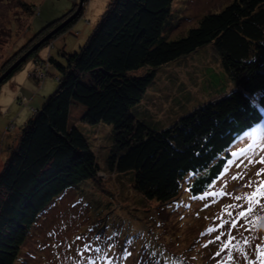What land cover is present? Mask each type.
I'll return each mask as SVG.
<instances>
[{
	"label": "trees",
	"instance_id": "obj_1",
	"mask_svg": "<svg viewBox=\"0 0 264 264\" xmlns=\"http://www.w3.org/2000/svg\"><path fill=\"white\" fill-rule=\"evenodd\" d=\"M14 1L25 14H35L33 5ZM173 2L110 0L85 45L64 54L65 63L52 54L41 59L38 52L70 29L81 14L27 59L38 57L47 62V71L54 64L58 83L20 128L19 142L0 172V264H16L30 227L57 196L87 180L105 190L88 138L71 123L72 104L85 86L84 79L99 80L102 94L88 105L81 120L113 127L114 144L107 161L110 172H132L134 190L163 204L180 195L190 173L197 174L188 184L190 193L207 190L228 161L229 154H222L237 137L262 121L264 0H233L221 11L204 15L185 36L168 40L163 33ZM77 7L75 4L67 14L48 23L3 66L15 63L34 41L55 29ZM207 45L215 47L222 69L235 85L233 91L159 130L132 113L159 68ZM142 69V75H131ZM115 81L119 83L115 85ZM102 216L104 220L99 222L107 218Z\"/></svg>",
	"mask_w": 264,
	"mask_h": 264
},
{
	"label": "rangeland",
	"instance_id": "obj_2",
	"mask_svg": "<svg viewBox=\"0 0 264 264\" xmlns=\"http://www.w3.org/2000/svg\"><path fill=\"white\" fill-rule=\"evenodd\" d=\"M24 1L35 7V14H25L14 0H0V27L3 28L0 32V77L14 64L5 66V69L3 65L9 57H14V54L18 53L28 40H34L36 34L48 23L67 14L75 4L79 6L80 2ZM232 1L174 0L171 16L163 33L164 38L175 40L185 36L190 29L198 26L204 15L219 12ZM109 2L110 0H84V9L79 13L81 16L71 28L57 36L54 42L41 47L50 41L54 34L40 46L41 48L39 47L38 54L41 59H48L52 54L56 61L65 63L64 54L79 51L85 45ZM39 41H34V45ZM37 58L26 60L13 77L4 82L6 78L0 85V172L19 142L20 128L57 88L59 72L56 66L50 64L47 71V62L40 61L39 58L35 62ZM39 61L41 65H37ZM144 72L145 69H142L131 75H142ZM83 81L85 86L79 90L72 104L71 123H76L88 138L102 170L99 176L105 190L94 181L87 180L57 196L30 227L16 264H107L106 260L94 259L102 254L93 250L83 251V245L92 242L93 249L97 246L106 247L103 242L98 243L94 238L97 235L107 236L112 233H118L113 240L117 245L114 249L117 255L122 253L126 240L130 238L133 241L128 245L132 255L124 260L123 264H156L157 261L159 264H217L221 260V257L216 255L221 242L210 244L209 240H214L220 231H226L228 225L214 233H208L206 230L222 222L218 217L230 219L227 212L223 211L225 205L243 203L247 208L246 201H237L235 197L253 192L256 182L264 180V173L260 177L256 175L264 165L255 163L264 157V117L237 137L226 149L222 156L229 154L228 160L236 163L223 172V175L220 174L211 187L205 190L224 192L226 195L206 196L203 200L193 199V196L205 193L204 191L193 195L187 190L188 184L196 177L195 174L186 177L183 189L176 199L163 204L157 200H148L134 190L132 172H110L107 161L114 144L113 127L103 122L89 124L81 120L88 105L102 94L99 80L95 77L90 76ZM118 83L115 81L114 84ZM234 87V83L221 67L215 47L207 45L159 68L144 99L131 111L151 129L159 130L204 103L227 96ZM232 152L239 155L232 156ZM249 160L253 163L248 164ZM236 164L240 166L237 167ZM233 176L237 179H233ZM249 181L252 184L246 187ZM261 203L264 204V199ZM240 210L242 209H228L233 214ZM102 215L107 218L99 222L100 219L104 220ZM239 224L250 230L233 229V234L239 240L247 236L252 247L242 244L248 253V259L234 251L235 258L228 264H249L257 255L254 245L260 243L264 248V208L254 205L248 220L240 219ZM76 237L82 239L76 240ZM153 252L157 255L153 256ZM221 256H226V253ZM89 257L93 260H89ZM165 257L169 259L165 261ZM117 264L121 262L117 261ZM256 264H259V261Z\"/></svg>",
	"mask_w": 264,
	"mask_h": 264
},
{
	"label": "snow or ice",
	"instance_id": "obj_3",
	"mask_svg": "<svg viewBox=\"0 0 264 264\" xmlns=\"http://www.w3.org/2000/svg\"><path fill=\"white\" fill-rule=\"evenodd\" d=\"M260 103H264V101H260ZM231 155L238 156L239 154L237 152H232ZM235 163L236 162L233 160H228L223 167V172H226ZM241 163H243V161H241ZM252 163L253 161L251 160L248 161V164H252ZM255 163L264 165V157H261L260 159L255 161ZM236 166L239 167L240 165L236 164ZM223 172L221 173V175H223ZM262 173H264V167L260 168L257 171L256 173L257 177H260ZM192 175H195V173L189 174V176ZM233 179H237V177L233 176ZM251 184L252 182L249 181V183L246 184L245 186L249 187L251 186ZM208 187L210 188L211 185H209ZM187 190L191 191L190 188ZM217 195H226V193L224 192L215 193V192L205 191L203 195L193 196L192 198L203 200L205 199L206 196L215 197ZM262 199H264V180H258L256 182V188L253 192L245 193L244 196L237 195L235 197V200L237 201H246L248 205L247 208L244 207L243 203L225 205L223 211L227 212V215L230 217V219L224 220L223 216L218 217L219 219H221L222 222L216 227H210L206 230L208 233H214L217 232L218 229H224L225 225H228L226 231H220L219 234L215 236L214 240H209L210 244L215 243L217 241L221 242L219 250L216 253L217 256L221 257V260L218 261L217 264H228L230 260H233L235 258L233 256L234 251L243 254L246 260L248 259V253L245 252L244 248L241 245L242 244L247 245L251 248L252 247L251 242L249 241V238L247 236H244L242 240L237 239V237L233 234V229H236L237 231H239L240 228H243L245 231L250 230L246 228L243 224H239V220L240 219L248 220V215L249 213L252 212L254 205L264 208V204L261 203ZM236 208H240L242 210L235 212V214H233L231 211H228V209H236ZM117 235L118 233H112L111 235H107V236L97 235L94 238V240L98 243L103 242L106 245V247L97 246L93 249L92 242H88L83 245V251L93 250L98 254H102V255H97L94 259L106 260L107 264H117V261H120L121 264H123V261L132 255V253L129 251L128 245H131L133 241L130 238L126 240L125 247L123 248L122 253L117 255L114 252V249L116 248L117 245L113 242L114 237ZM201 235H204V233H201ZM222 238L224 239L222 240ZM81 239L82 237H76V240H81ZM254 250L257 253V255L254 261H249V264H256L257 261H259V264H264V248L261 247L260 243H256L254 245ZM222 253H226V256H221ZM152 255L156 256L157 254L153 252ZM164 259L165 261H167L169 258L165 257ZM89 260H93V258L89 257ZM156 264H159V261H157Z\"/></svg>",
	"mask_w": 264,
	"mask_h": 264
},
{
	"label": "water",
	"instance_id": "obj_4",
	"mask_svg": "<svg viewBox=\"0 0 264 264\" xmlns=\"http://www.w3.org/2000/svg\"><path fill=\"white\" fill-rule=\"evenodd\" d=\"M84 7V0H80L79 6L77 10L71 14L63 23H61L57 28L52 30L49 34H47L44 38H42L38 43H36L28 52L23 54L9 69H7L2 76L0 77V85L3 83V81L9 77V75L18 68L22 63H24L28 57L36 51L44 42L51 39V37L56 34L59 30L63 29L65 26H67L70 22L75 20V18L79 15V13L83 10Z\"/></svg>",
	"mask_w": 264,
	"mask_h": 264
},
{
	"label": "bare ground",
	"instance_id": "obj_5",
	"mask_svg": "<svg viewBox=\"0 0 264 264\" xmlns=\"http://www.w3.org/2000/svg\"><path fill=\"white\" fill-rule=\"evenodd\" d=\"M162 87V86H161ZM195 89V88H194ZM171 90V89H170ZM187 90L189 91V89L187 88ZM167 91V90H166ZM175 91V90H174ZM164 93V92H163ZM181 93H182V95L184 94L182 91H181ZM194 93V92H193ZM179 94V93H178ZM185 96V95H184ZM169 97V96H168ZM177 97H178V95H177ZM199 97V96H198ZM176 98V97H175ZM178 99V101H179V98H177ZM200 100H201V98H199ZM172 100V99H171ZM175 100V99H174ZM203 100V99H202ZM201 100V101H202ZM173 103V102H172ZM188 103V102H187ZM176 104V103H175ZM179 104H180V102H179ZM184 104V103H183ZM171 116V115H170Z\"/></svg>",
	"mask_w": 264,
	"mask_h": 264
}]
</instances>
